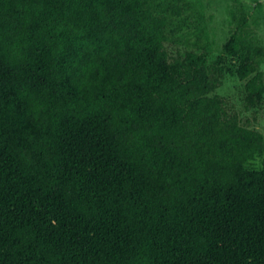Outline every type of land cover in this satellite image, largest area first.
<instances>
[{"label": "trees", "instance_id": "trees-1", "mask_svg": "<svg viewBox=\"0 0 264 264\" xmlns=\"http://www.w3.org/2000/svg\"><path fill=\"white\" fill-rule=\"evenodd\" d=\"M150 0H0V264H264V94L236 49L172 54ZM236 61V62H235Z\"/></svg>", "mask_w": 264, "mask_h": 264}, {"label": "rangeland", "instance_id": "rangeland-1", "mask_svg": "<svg viewBox=\"0 0 264 264\" xmlns=\"http://www.w3.org/2000/svg\"><path fill=\"white\" fill-rule=\"evenodd\" d=\"M150 4L169 20L167 47L172 54L208 50L214 60L236 34V49L242 55L260 59L264 75V0H150ZM247 82L228 74L216 94L225 101L229 112L239 114L243 125L264 136V94L251 96ZM251 166L262 168L264 157L257 158Z\"/></svg>", "mask_w": 264, "mask_h": 264}]
</instances>
